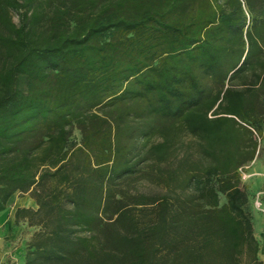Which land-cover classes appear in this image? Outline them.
Instances as JSON below:
<instances>
[{
    "label": "trees",
    "instance_id": "16d2710c",
    "mask_svg": "<svg viewBox=\"0 0 264 264\" xmlns=\"http://www.w3.org/2000/svg\"><path fill=\"white\" fill-rule=\"evenodd\" d=\"M263 127L264 0H0L23 264H262L239 168Z\"/></svg>",
    "mask_w": 264,
    "mask_h": 264
},
{
    "label": "rangeland",
    "instance_id": "374dc122",
    "mask_svg": "<svg viewBox=\"0 0 264 264\" xmlns=\"http://www.w3.org/2000/svg\"><path fill=\"white\" fill-rule=\"evenodd\" d=\"M13 19L17 20L16 14L13 15ZM254 136L258 143L255 156L239 168V173L240 184L248 194V206L252 214L254 234L260 243L258 257L264 264V127L259 132L255 131ZM18 195L21 194L18 193ZM23 224V232L27 234L26 252L27 244L35 228L29 227L25 222Z\"/></svg>",
    "mask_w": 264,
    "mask_h": 264
},
{
    "label": "crops",
    "instance_id": "0c3cea01",
    "mask_svg": "<svg viewBox=\"0 0 264 264\" xmlns=\"http://www.w3.org/2000/svg\"><path fill=\"white\" fill-rule=\"evenodd\" d=\"M29 194H12L4 203L0 200V264H23L27 234L23 232V221H15V210L19 206L35 207Z\"/></svg>",
    "mask_w": 264,
    "mask_h": 264
},
{
    "label": "built area",
    "instance_id": "2783aa9c",
    "mask_svg": "<svg viewBox=\"0 0 264 264\" xmlns=\"http://www.w3.org/2000/svg\"><path fill=\"white\" fill-rule=\"evenodd\" d=\"M10 264H14V263H10Z\"/></svg>",
    "mask_w": 264,
    "mask_h": 264
}]
</instances>
